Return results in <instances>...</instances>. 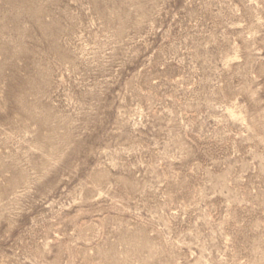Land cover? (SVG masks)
Segmentation results:
<instances>
[{
    "label": "rangeland",
    "instance_id": "374dc122",
    "mask_svg": "<svg viewBox=\"0 0 264 264\" xmlns=\"http://www.w3.org/2000/svg\"><path fill=\"white\" fill-rule=\"evenodd\" d=\"M0 264H264V0H0Z\"/></svg>",
    "mask_w": 264,
    "mask_h": 264
}]
</instances>
